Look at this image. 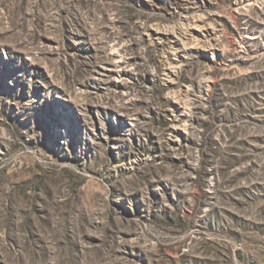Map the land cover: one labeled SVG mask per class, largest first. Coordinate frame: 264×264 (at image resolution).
<instances>
[{
	"label": "rangeland",
	"instance_id": "rangeland-1",
	"mask_svg": "<svg viewBox=\"0 0 264 264\" xmlns=\"http://www.w3.org/2000/svg\"><path fill=\"white\" fill-rule=\"evenodd\" d=\"M261 117L264 0H0V264H264Z\"/></svg>",
	"mask_w": 264,
	"mask_h": 264
},
{
	"label": "trees",
	"instance_id": "trees-1",
	"mask_svg": "<svg viewBox=\"0 0 264 264\" xmlns=\"http://www.w3.org/2000/svg\"><path fill=\"white\" fill-rule=\"evenodd\" d=\"M254 114H257V113H254ZM261 119L264 122V117H261ZM175 254H181V256L178 259L168 257L172 264L182 263L180 259H183L184 257H186L188 259V257L190 258V256H191V254H188V253L184 254V253H181V251H179V250L176 251ZM190 262H192V260H190Z\"/></svg>",
	"mask_w": 264,
	"mask_h": 264
}]
</instances>
